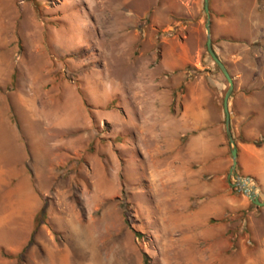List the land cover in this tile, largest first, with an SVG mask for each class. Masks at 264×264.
Masks as SVG:
<instances>
[{"label": "rangeland", "instance_id": "374dc122", "mask_svg": "<svg viewBox=\"0 0 264 264\" xmlns=\"http://www.w3.org/2000/svg\"><path fill=\"white\" fill-rule=\"evenodd\" d=\"M237 1L236 39L208 0L232 133L255 91L264 113V0ZM205 22L203 0H0V264H264V207L204 239L176 193L199 110L232 165Z\"/></svg>", "mask_w": 264, "mask_h": 264}, {"label": "crops", "instance_id": "0c3cea01", "mask_svg": "<svg viewBox=\"0 0 264 264\" xmlns=\"http://www.w3.org/2000/svg\"><path fill=\"white\" fill-rule=\"evenodd\" d=\"M219 1L220 8L224 10L219 11V14L224 13L228 16L229 22L234 25L235 32L233 30L232 36L239 38L240 25L245 23L244 17H246L240 2ZM232 2L235 8L238 3V10L226 11ZM236 25L238 27L235 28ZM256 94L257 91L245 99L249 108L245 115L253 114L252 118L246 117L242 122L240 121L237 131H233L232 136L237 147L238 172L240 176L255 179L261 200V197L264 198V126H261L262 123L260 124L258 120L264 117V113L254 107L259 102L257 98L259 95ZM187 124L188 132L192 133L187 142L189 170L185 174L178 175V181L182 182L184 177L187 181L185 188L178 182L176 193L181 201L186 202L187 220L192 225L195 236L201 233L204 234L202 235L204 239L210 238L209 232L216 224L219 225V233L223 235L227 233L226 226L229 228L240 223L243 217L250 218L252 206L229 181L230 167L223 158L224 148L219 149V142L211 141L213 125L208 115L199 110L190 116Z\"/></svg>", "mask_w": 264, "mask_h": 264}, {"label": "water", "instance_id": "95a60500", "mask_svg": "<svg viewBox=\"0 0 264 264\" xmlns=\"http://www.w3.org/2000/svg\"><path fill=\"white\" fill-rule=\"evenodd\" d=\"M203 9L206 15V22H205V31H206V51L214 64L218 67L222 75L225 77L228 87L226 89V92L223 97V112H224V130L225 134L230 146V157L232 161V165L229 169V176L234 174V170L237 165V147L234 141V138L232 136L231 128H230V113L228 109V101L230 94L233 90V81L231 76L229 75L225 65L222 63V61L218 58L216 55L213 46H212V40L210 36V16H209V8H208V0H203ZM247 178H237V184H232V186H237L241 193L256 207H264V201L260 200L259 198V192L257 193L254 191L255 188H247L244 181H246ZM258 190V189H257Z\"/></svg>", "mask_w": 264, "mask_h": 264}, {"label": "trees", "instance_id": "16d2710c", "mask_svg": "<svg viewBox=\"0 0 264 264\" xmlns=\"http://www.w3.org/2000/svg\"><path fill=\"white\" fill-rule=\"evenodd\" d=\"M251 206L253 207L254 205L251 203ZM254 207H256V206H254ZM45 215H46V202L43 203V205H42V207H41V209H40V211L38 213L37 221L39 223H41L44 220ZM34 232H35V229L31 233V237H30V239L28 241V244H30L32 242V238H33Z\"/></svg>", "mask_w": 264, "mask_h": 264}, {"label": "built area", "instance_id": "2783aa9c", "mask_svg": "<svg viewBox=\"0 0 264 264\" xmlns=\"http://www.w3.org/2000/svg\"><path fill=\"white\" fill-rule=\"evenodd\" d=\"M233 178V183L232 184H237V178H247V180L246 181H244V183H245V185H246V182H251V188L253 187V188H255V189H258L257 191L259 192V188L256 186V184H255V182H254V180L252 179V178H250V177H244V176H239V175H237V174H233V175H231ZM234 188L238 191V192H240L241 193V191H240V189L237 187V186H234Z\"/></svg>", "mask_w": 264, "mask_h": 264}, {"label": "bare ground", "instance_id": "6f19581e", "mask_svg": "<svg viewBox=\"0 0 264 264\" xmlns=\"http://www.w3.org/2000/svg\"><path fill=\"white\" fill-rule=\"evenodd\" d=\"M246 187L247 188H251V182H246ZM254 191L257 193V189H254Z\"/></svg>", "mask_w": 264, "mask_h": 264}]
</instances>
